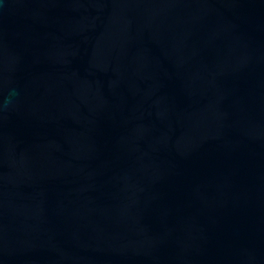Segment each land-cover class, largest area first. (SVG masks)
I'll return each instance as SVG.
<instances>
[{
    "label": "water",
    "instance_id": "95a60500",
    "mask_svg": "<svg viewBox=\"0 0 264 264\" xmlns=\"http://www.w3.org/2000/svg\"><path fill=\"white\" fill-rule=\"evenodd\" d=\"M0 264H264V0H0Z\"/></svg>",
    "mask_w": 264,
    "mask_h": 264
}]
</instances>
